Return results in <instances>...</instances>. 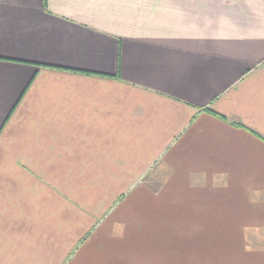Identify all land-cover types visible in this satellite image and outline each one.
I'll use <instances>...</instances> for the list:
<instances>
[{"label":"crops","instance_id":"0c3cea01","mask_svg":"<svg viewBox=\"0 0 264 264\" xmlns=\"http://www.w3.org/2000/svg\"><path fill=\"white\" fill-rule=\"evenodd\" d=\"M185 194L193 264H264V0H0V264Z\"/></svg>","mask_w":264,"mask_h":264},{"label":"rangeland","instance_id":"374dc122","mask_svg":"<svg viewBox=\"0 0 264 264\" xmlns=\"http://www.w3.org/2000/svg\"><path fill=\"white\" fill-rule=\"evenodd\" d=\"M185 195L160 202L153 197L149 208L132 210L131 218L125 217L128 209L107 220L100 236L110 237V249L102 252V262L98 258L96 264H193L192 211L190 195ZM118 223L125 229L120 239L113 237Z\"/></svg>","mask_w":264,"mask_h":264}]
</instances>
